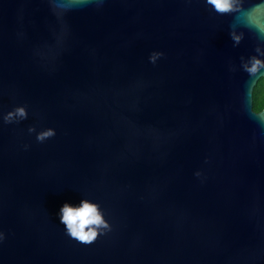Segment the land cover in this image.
I'll return each mask as SVG.
<instances>
[{
	"label": "water",
	"instance_id": "obj_1",
	"mask_svg": "<svg viewBox=\"0 0 264 264\" xmlns=\"http://www.w3.org/2000/svg\"><path fill=\"white\" fill-rule=\"evenodd\" d=\"M50 3L0 0V114L29 112L0 118V264H264V125L241 66L264 37L234 45L203 0ZM82 196L112 225L90 243L57 216Z\"/></svg>",
	"mask_w": 264,
	"mask_h": 264
},
{
	"label": "clouds",
	"instance_id": "obj_2",
	"mask_svg": "<svg viewBox=\"0 0 264 264\" xmlns=\"http://www.w3.org/2000/svg\"><path fill=\"white\" fill-rule=\"evenodd\" d=\"M93 0H51L50 8L58 17L77 7H84ZM98 6L103 0H94ZM204 6L218 14H231L228 34L233 44H238L248 29L257 38L264 37V0H203ZM164 55L162 50L153 49L149 52L148 60L155 63ZM241 66L249 74L251 83L247 87L248 111L257 117V123L264 125V48L257 45L253 54L241 57ZM254 77V79H252ZM29 115L24 103H17L6 109L0 118L5 123L20 122ZM28 133H34L37 141L43 142L56 134L52 126L29 124ZM28 148L27 143L23 144ZM200 176V170L194 173ZM57 216L65 233L77 241L90 243L98 235L108 232L112 225L106 218L105 210L99 201L82 196L78 203L65 200L59 207ZM5 239V232L0 230V243Z\"/></svg>",
	"mask_w": 264,
	"mask_h": 264
}]
</instances>
